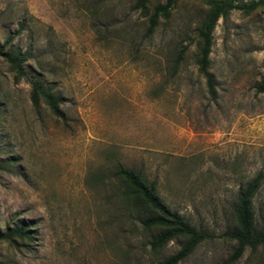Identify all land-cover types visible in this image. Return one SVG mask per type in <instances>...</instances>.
I'll use <instances>...</instances> for the list:
<instances>
[{"label":"rangeland","instance_id":"1","mask_svg":"<svg viewBox=\"0 0 264 264\" xmlns=\"http://www.w3.org/2000/svg\"><path fill=\"white\" fill-rule=\"evenodd\" d=\"M0 0V48L27 51L28 77L61 97L65 118L31 104L28 79L0 56V233L31 222L29 241L0 239V264H160L121 194L119 166L155 183L161 200L212 236L177 264H264V249L230 257L238 190L264 177V13L231 10L198 66L208 4L177 0ZM248 3L252 0H234ZM19 24L22 31L7 42ZM183 51L182 56L178 53ZM264 217V180L253 200Z\"/></svg>","mask_w":264,"mask_h":264},{"label":"trees","instance_id":"2","mask_svg":"<svg viewBox=\"0 0 264 264\" xmlns=\"http://www.w3.org/2000/svg\"><path fill=\"white\" fill-rule=\"evenodd\" d=\"M176 1L165 0L163 4L153 9L149 15L147 31L149 34L154 31L160 18L169 16ZM203 1L208 4V10L198 27L201 42L198 66L200 72L205 76L208 92L213 95L214 81L208 68L213 31L218 20L221 17H226L233 9L250 12L260 7L264 13V0H252L248 3H236L234 0ZM147 2L148 0H137L136 6L145 9ZM22 29L23 25L19 24L17 29L8 36L7 42H10ZM182 54L183 51L179 52L178 56H182ZM0 56L8 63L16 81L21 78L28 79L30 84L29 98L33 107L38 108L43 101L52 114L60 119L65 118L60 107L61 97L50 88H45L40 76L28 77L24 69L28 56L27 51L7 52L1 47ZM254 88L257 93H264V77L254 85ZM117 175L123 185L121 189L123 201L142 229L149 233L148 244L150 248L158 250L173 239L182 240L180 248L162 259L160 264H177L189 256L201 241L212 236L207 231L191 224L179 212L171 210L159 197L155 183H148L140 172L119 166ZM263 180L262 172H258L252 180L238 190L233 210L234 225L223 233L236 243L230 257L231 260L239 257L246 248L254 250L261 247L264 249V217L258 221L253 209L254 197L261 188ZM31 226V222H21L7 227L0 233V239L10 243H16V240L29 241L33 237Z\"/></svg>","mask_w":264,"mask_h":264}]
</instances>
